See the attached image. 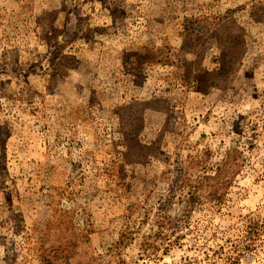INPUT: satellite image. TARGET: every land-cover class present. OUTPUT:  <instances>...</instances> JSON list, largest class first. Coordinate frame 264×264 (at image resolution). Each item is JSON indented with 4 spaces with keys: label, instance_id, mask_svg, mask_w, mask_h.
Wrapping results in <instances>:
<instances>
[{
    "label": "rangeland",
    "instance_id": "1",
    "mask_svg": "<svg viewBox=\"0 0 264 264\" xmlns=\"http://www.w3.org/2000/svg\"><path fill=\"white\" fill-rule=\"evenodd\" d=\"M0 264H264V0H0Z\"/></svg>",
    "mask_w": 264,
    "mask_h": 264
},
{
    "label": "trees",
    "instance_id": "2",
    "mask_svg": "<svg viewBox=\"0 0 264 264\" xmlns=\"http://www.w3.org/2000/svg\"><path fill=\"white\" fill-rule=\"evenodd\" d=\"M224 55H225V50H223V48H222V56H223V58H222V66H221V68H222V70H228L230 65H231V62H230V60L226 59L224 57ZM207 76L208 75L206 74V75H202V76L199 77L198 83H197V87H196L198 92H203L204 93V92H207L208 89L213 87L214 82H212V81L208 82V80L206 79ZM227 155L228 156H227L226 160L221 165V167L224 168L226 171L228 169H230L232 166L235 165V163L231 164L230 162H232V161L236 162V160L241 158L240 157L241 153L238 150H236V149L233 150V151H230ZM247 229H248L247 232H246L247 234H253V233H257L259 228H258L257 225H252L251 224V226L248 227ZM122 236H124V235H122ZM252 242H253V239L252 238L249 239V237L246 236V238H244V242H243L242 246L240 247L242 249V251L246 252V251H250V250L251 251L255 250L256 248H254V247L256 245H254V243H252Z\"/></svg>",
    "mask_w": 264,
    "mask_h": 264
}]
</instances>
